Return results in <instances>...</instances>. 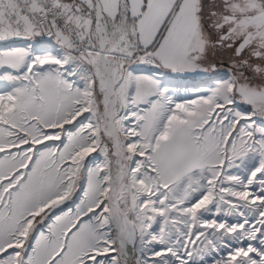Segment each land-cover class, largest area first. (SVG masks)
I'll return each mask as SVG.
<instances>
[{"label":"snow or ice","instance_id":"obj_1","mask_svg":"<svg viewBox=\"0 0 264 264\" xmlns=\"http://www.w3.org/2000/svg\"><path fill=\"white\" fill-rule=\"evenodd\" d=\"M0 264H264V0H0Z\"/></svg>","mask_w":264,"mask_h":264}]
</instances>
